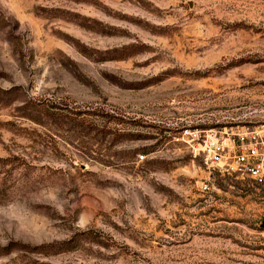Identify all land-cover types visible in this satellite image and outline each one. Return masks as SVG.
<instances>
[{"label":"rangeland","instance_id":"374dc122","mask_svg":"<svg viewBox=\"0 0 264 264\" xmlns=\"http://www.w3.org/2000/svg\"><path fill=\"white\" fill-rule=\"evenodd\" d=\"M262 119L264 0H0V264H264L263 189L174 140Z\"/></svg>","mask_w":264,"mask_h":264},{"label":"built area","instance_id":"2783aa9c","mask_svg":"<svg viewBox=\"0 0 264 264\" xmlns=\"http://www.w3.org/2000/svg\"><path fill=\"white\" fill-rule=\"evenodd\" d=\"M175 141L187 146L205 177L199 188L211 192L214 175L248 181L264 191V119L207 128L184 127ZM144 154L138 155L141 161Z\"/></svg>","mask_w":264,"mask_h":264},{"label":"trees","instance_id":"16d2710c","mask_svg":"<svg viewBox=\"0 0 264 264\" xmlns=\"http://www.w3.org/2000/svg\"><path fill=\"white\" fill-rule=\"evenodd\" d=\"M80 234H81V235H85L86 233L83 232V233H80ZM80 234H79V235H80ZM81 235H80V236H81ZM70 242H71V240H70V241H64L61 245H62V246H67Z\"/></svg>","mask_w":264,"mask_h":264}]
</instances>
